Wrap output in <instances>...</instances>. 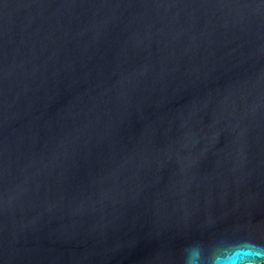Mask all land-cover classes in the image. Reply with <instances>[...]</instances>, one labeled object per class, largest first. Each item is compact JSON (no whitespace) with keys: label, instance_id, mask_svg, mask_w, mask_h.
I'll return each instance as SVG.
<instances>
[{"label":"water","instance_id":"obj_1","mask_svg":"<svg viewBox=\"0 0 264 264\" xmlns=\"http://www.w3.org/2000/svg\"><path fill=\"white\" fill-rule=\"evenodd\" d=\"M264 244V0H0V264H182Z\"/></svg>","mask_w":264,"mask_h":264},{"label":"clouds","instance_id":"obj_2","mask_svg":"<svg viewBox=\"0 0 264 264\" xmlns=\"http://www.w3.org/2000/svg\"><path fill=\"white\" fill-rule=\"evenodd\" d=\"M182 257V264H264V244L223 234L210 242L190 243Z\"/></svg>","mask_w":264,"mask_h":264}]
</instances>
